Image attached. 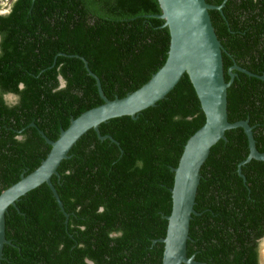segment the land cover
Returning <instances> with one entry per match:
<instances>
[{"label":"trees","instance_id":"16d2710c","mask_svg":"<svg viewBox=\"0 0 264 264\" xmlns=\"http://www.w3.org/2000/svg\"><path fill=\"white\" fill-rule=\"evenodd\" d=\"M223 50L228 121L246 119L264 151V0H207ZM157 0H14L0 15V191L34 169L70 117L121 97L163 63L168 31ZM63 85H59L58 77ZM204 120L187 76L167 99L98 128L55 179L7 214L1 264H160L173 172ZM32 123V125L30 124ZM233 129V128H232ZM19 137V139L17 138ZM201 174L188 256L208 264H259L264 161L247 155L242 129L226 132ZM257 146V147H256ZM264 264V259L262 261Z\"/></svg>","mask_w":264,"mask_h":264},{"label":"water","instance_id":"95a60500","mask_svg":"<svg viewBox=\"0 0 264 264\" xmlns=\"http://www.w3.org/2000/svg\"><path fill=\"white\" fill-rule=\"evenodd\" d=\"M157 2L160 13L156 16L163 19L168 31L166 56L163 63L139 87L121 97L108 99L101 91L98 78L80 57L87 73L94 78L102 102L80 112L76 117H70L67 126L60 128L53 140L38 131L49 145L45 156L34 169L20 174L15 182L0 191V264L9 243L6 229L9 209L32 191L47 186L60 211L67 217L53 186L62 166L75 149L93 132L98 139L110 138L99 134L98 128L116 118H134L135 114L169 98L186 76L204 120L187 137L176 165L170 168L173 172L169 188L170 211L165 215L164 236L156 240L162 243L160 264H208L194 260L192 255L188 256V249L191 224L197 210V192L201 188V174L213 149L223 141L226 132L242 129L247 155L237 163L238 175L243 178L239 168L250 159L264 161V151L259 152L255 148L253 128L247 120L228 121L227 87L234 76L231 69L248 75L251 73L232 64L226 69L228 80L225 81L223 50L215 35L210 12V9H219L221 4L212 5L207 0ZM259 78L264 77L260 75ZM58 80L62 86L60 76Z\"/></svg>","mask_w":264,"mask_h":264},{"label":"flooded vegetation","instance_id":"af4514ba","mask_svg":"<svg viewBox=\"0 0 264 264\" xmlns=\"http://www.w3.org/2000/svg\"><path fill=\"white\" fill-rule=\"evenodd\" d=\"M14 0H0V15L7 14L11 8V5ZM1 38V37H0ZM4 103L7 105H12L16 102V95L11 92H3L0 94ZM264 237V234L257 239V245L260 243V240Z\"/></svg>","mask_w":264,"mask_h":264},{"label":"rangeland","instance_id":"374dc122","mask_svg":"<svg viewBox=\"0 0 264 264\" xmlns=\"http://www.w3.org/2000/svg\"><path fill=\"white\" fill-rule=\"evenodd\" d=\"M259 246V256H258V261L259 264H262V261L264 259V237L260 240V243L258 244Z\"/></svg>","mask_w":264,"mask_h":264},{"label":"clouds","instance_id":"9594fccd","mask_svg":"<svg viewBox=\"0 0 264 264\" xmlns=\"http://www.w3.org/2000/svg\"><path fill=\"white\" fill-rule=\"evenodd\" d=\"M19 139V137H17Z\"/></svg>","mask_w":264,"mask_h":264}]
</instances>
